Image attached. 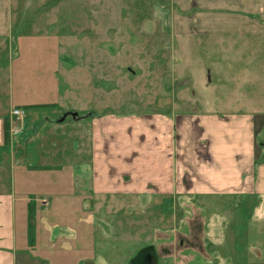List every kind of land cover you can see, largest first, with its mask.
Instances as JSON below:
<instances>
[{
	"label": "crops",
	"instance_id": "crops-1",
	"mask_svg": "<svg viewBox=\"0 0 264 264\" xmlns=\"http://www.w3.org/2000/svg\"><path fill=\"white\" fill-rule=\"evenodd\" d=\"M25 2L19 8L16 0H0V94L7 95V106L0 105V264H45L35 219L43 209L58 216L53 224L67 228L66 244L80 245L81 252L89 254L103 237H118L120 248L129 253L118 264H149L155 240L149 238L155 233L166 241L186 236L191 215L199 221L203 241L193 251L195 262L264 264V98L250 95L244 83H231L232 78L244 80L247 73L226 71L230 74L218 83L212 70L209 79L203 78L207 62L196 65L195 92L209 93V98L183 102L181 107L170 98L168 74L167 79H156L153 71L149 83L154 93L166 96L144 109L134 102H123L125 107L104 102L99 111L69 107L57 97L40 95V88L50 93L60 86L67 90L68 68L57 67L62 51V61L69 59L73 65L66 52L74 36L66 31L47 33L44 40H36L35 34L29 39L25 30L35 26L36 15ZM168 3L162 27L165 43L179 46L180 60L189 61L188 45L264 43V0ZM137 41L129 38L124 44ZM25 53H52L54 59L40 65L49 72L27 74L34 81L25 80L19 69ZM219 57L238 63L243 55ZM14 62L17 68L12 71ZM128 72L134 85L144 75L141 70ZM183 78L182 88L193 84L187 72ZM230 85L235 88L233 98L219 95ZM97 92L106 93L100 87ZM13 107L23 110L22 124L18 135L9 136ZM143 237L146 240L139 242ZM53 242L57 245V239ZM135 246L139 249L133 253ZM89 256L82 255L77 263L89 261Z\"/></svg>",
	"mask_w": 264,
	"mask_h": 264
},
{
	"label": "rangeland",
	"instance_id": "rangeland-1",
	"mask_svg": "<svg viewBox=\"0 0 264 264\" xmlns=\"http://www.w3.org/2000/svg\"><path fill=\"white\" fill-rule=\"evenodd\" d=\"M28 1V7L31 9L29 12L32 11L36 15L34 21H32L35 26L25 30L26 34L30 36L29 39H34L33 34H35L36 40H44L43 36L47 33L53 32L54 34V32L63 33L66 31H70L74 36V39L73 37L71 38L72 42L69 41V48L66 52L69 58L72 57L73 65L69 66V59L62 61L61 57L65 54L62 51L59 52L57 67L59 70L68 68L65 78L62 77L67 81V90L60 86L58 92L52 90L50 93L47 89L43 90L40 88V95L48 98L53 97L52 100L57 97L59 101L69 107H96L97 111H99L98 108H101L104 102H106L107 106L110 105L112 107H125L122 105L123 102H134L133 104H136L139 109H144L151 101L154 100V103L159 102L163 99L162 95L166 96L165 92L163 94L154 93V88L149 83L151 82L149 75H151L152 71L157 76V78L155 77L156 79L163 75L165 76V73L168 74V81L170 82L168 89H171L169 92L170 98L172 101L177 102L180 107L183 102H193L196 98H209V93L195 92L198 91L197 82H194L192 76V74L196 73V65L206 62L208 66L206 68L203 66V78L205 80L211 76V70L215 72V82L218 78V83L223 80L221 77L226 74L245 72L247 75L244 80L235 81L232 78L231 83L234 85L244 83L249 87L250 95H254L255 98H264V43L254 42L250 45L234 46L235 48L225 44H215L213 46L188 45V55L185 56L189 61L180 60L177 55L182 52L178 49L179 46L165 43L168 38L164 34L162 27L164 22L166 23L164 16L165 10L169 5L167 0ZM23 3H26L25 0H16L19 8L23 6ZM46 19L50 20L52 25L46 27V24H44ZM25 24L28 25L26 20ZM129 38H137V44L134 42L133 44L125 45L124 43H128ZM50 40L53 43L56 39L50 37ZM50 42L48 45L51 44ZM49 54L50 56L39 53L33 55L24 54L21 62H19V69L25 72V75H23L25 80L34 81L28 75L34 73L38 76L40 70H42V74L49 72L46 69V65L40 67L41 63L49 57L54 59L53 54ZM223 54L228 56L240 54L243 55V58L238 63L228 60L225 62L219 57ZM205 55H210V58L216 62L212 64L211 59L206 58ZM17 63H13L14 68L12 71L16 70ZM184 64H186V67L183 66ZM127 68L129 71L141 70L144 73L137 85L133 84L131 80L132 73H129ZM146 72L148 77L145 78ZM186 72L193 79V84L182 88L183 86L179 84L185 85L186 79L183 78V75ZM3 78L5 79L6 77L3 76ZM164 79H167V76ZM25 83L23 80V85H27ZM99 87L106 93H98ZM16 89L17 84L13 86V96L16 95ZM136 89H139V92L141 91L142 97L139 96V93L137 94ZM234 89V86L230 85L227 91L219 95L223 96L229 93L231 94L230 98H233ZM35 90L36 88L31 93H35ZM6 100V93L0 94V105L2 107L7 106ZM137 101L139 102L135 103ZM182 110L184 111L185 109L180 108L179 111ZM176 212L181 215V210ZM57 217L53 212L50 213V211L45 209L41 210L40 213H36V223L38 226L40 225L37 228V233L39 232L40 234L39 250L42 251L40 253L41 257L45 259L43 263L118 264L119 262L122 263L123 259H126L125 256H129V253L126 255L125 250L120 248L119 243L116 241L118 237L109 236L103 237L104 240L102 241L95 242L96 247L93 251H90L92 249L90 248L89 261H79L77 263L78 260H81L82 255L89 254L86 251L81 252L80 245L68 247L69 245L65 242L66 238L70 237L68 236V229L64 226L53 224ZM178 217L175 216L176 219ZM158 224L161 225V223ZM163 224L165 227L170 225V228H172V225L177 224L175 228L178 226V223ZM186 227L187 235L184 237L179 235L173 238L172 241H166V237L163 234L157 235V233H155V238H149V241L155 239L153 246L150 247L152 252H150V255H153V257H151L149 264H199L201 261L196 260L195 262L193 258V251L199 249V245H202L203 242L200 238L201 231L197 217L191 215ZM103 228L107 230L108 234L111 233V228L109 229L107 225H104ZM93 229H96V227ZM92 236H94V233ZM55 239H57V245L54 242L51 245L49 242ZM76 239L79 240V238L75 237ZM143 240L145 241L146 237H143L139 242ZM159 240L164 241L162 243ZM136 249L139 248L135 246L131 251L134 253ZM33 254L31 253V255ZM37 254L36 252L34 255ZM99 257L103 260L99 261ZM31 262L33 261L31 260Z\"/></svg>",
	"mask_w": 264,
	"mask_h": 264
},
{
	"label": "built area",
	"instance_id": "built-area-1",
	"mask_svg": "<svg viewBox=\"0 0 264 264\" xmlns=\"http://www.w3.org/2000/svg\"><path fill=\"white\" fill-rule=\"evenodd\" d=\"M10 120L7 125V133L9 136H15L20 133L23 110L21 108L13 107L10 109Z\"/></svg>",
	"mask_w": 264,
	"mask_h": 264
}]
</instances>
